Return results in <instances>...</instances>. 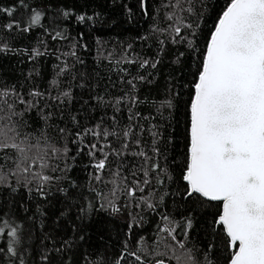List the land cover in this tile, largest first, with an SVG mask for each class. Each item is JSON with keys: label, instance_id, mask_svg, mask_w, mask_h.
I'll return each mask as SVG.
<instances>
[{"label": "snow or ice", "instance_id": "6c2138e0", "mask_svg": "<svg viewBox=\"0 0 264 264\" xmlns=\"http://www.w3.org/2000/svg\"><path fill=\"white\" fill-rule=\"evenodd\" d=\"M0 264H264V0H0Z\"/></svg>", "mask_w": 264, "mask_h": 264}, {"label": "trees", "instance_id": "16d2710c", "mask_svg": "<svg viewBox=\"0 0 264 264\" xmlns=\"http://www.w3.org/2000/svg\"><path fill=\"white\" fill-rule=\"evenodd\" d=\"M69 3L72 2V0H68ZM129 27L128 25H123L121 24V26L118 27H113L110 31L109 30H105L103 32L104 37L107 39L108 37H115V36H119L120 38H123L124 36L129 35L130 33L127 31H124L125 28ZM75 34V33H73ZM111 46V45H109ZM92 55H94V52L92 53ZM92 55H88L86 57V62H91L92 61ZM146 228L149 229V231H151L152 227H155L154 223H150L149 225H145Z\"/></svg>", "mask_w": 264, "mask_h": 264}]
</instances>
